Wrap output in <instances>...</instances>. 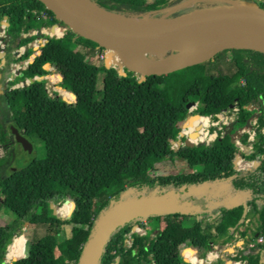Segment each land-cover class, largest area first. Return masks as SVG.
<instances>
[{"label":"trees","instance_id":"1","mask_svg":"<svg viewBox=\"0 0 264 264\" xmlns=\"http://www.w3.org/2000/svg\"><path fill=\"white\" fill-rule=\"evenodd\" d=\"M91 1L128 16L154 11L159 16L163 10L185 2L174 15L221 4L219 0ZM230 1H255L264 7L261 0ZM3 20L6 24L0 39L6 49L0 71L10 62H26L16 78L31 83L13 91L0 83V91L6 92L0 94V115L31 143L40 141L41 150L39 157L0 177V205L16 216L13 224L0 226V264H5L7 248V259H16L7 264H76L94 217L120 192L133 189V194H146L204 182L226 183L223 194L215 195L216 201L235 194L244 199L247 211L232 203L216 220L215 232L221 237L233 234L249 214L254 215L255 234L246 239V244L248 240L253 244L234 258L245 264H264V53L224 49L183 70L142 79L126 68L125 75H120L116 66L106 67L99 57L106 49L67 28L40 0H0V28ZM47 21L65 30L59 37L45 35L49 49L39 53L31 45L37 38L31 30ZM50 29L61 34L56 24ZM20 48L19 55L13 56ZM223 58H227V67ZM48 67L64 75V89H75L76 96L65 91L64 99L77 104L64 101L57 93L49 94L44 75ZM100 73L102 87L98 89ZM58 77L56 73L49 75L52 81ZM188 102L195 108L186 111ZM233 103L238 107L233 130L257 116L252 148L242 153L254 162L250 169L239 171L228 162V156L238 148L222 139L192 147H170L179 135V120L185 113L188 119L182 120L183 133H190L207 125L208 119L203 116L214 117ZM204 136L197 133L189 141H201ZM241 141L247 142V133ZM0 142L4 147L11 143L1 125ZM175 159L184 161L186 170L155 174L157 165L162 167L163 161ZM9 160L0 158V168ZM64 199L66 204L60 210L67 216L75 215L63 219L50 204ZM217 209L219 206L195 214L164 213L133 219L111 234L98 264L199 263L212 242L204 232V222L207 217L214 218ZM24 222L34 227V246L25 237L18 242ZM135 225L144 234L135 235L127 246L126 235ZM67 227L79 231L68 235ZM246 233L245 227L241 237ZM194 240L200 248L199 258L192 253L197 250ZM136 248L141 250L140 255H136ZM181 251L190 262L183 259Z\"/></svg>","mask_w":264,"mask_h":264},{"label":"water","instance_id":"2","mask_svg":"<svg viewBox=\"0 0 264 264\" xmlns=\"http://www.w3.org/2000/svg\"><path fill=\"white\" fill-rule=\"evenodd\" d=\"M40 1L67 28L104 47L107 50L104 65L111 66L108 60L114 57L116 62L113 66L117 67L120 75H125L124 68L137 73L142 79L150 74H170L207 60L224 49H251L264 53V7L255 1L219 0L221 4L173 16H157L155 11L128 16L100 7L91 0ZM261 2L264 4V0ZM5 49L4 44L0 45L1 65L5 63ZM157 50H161V54L154 53ZM140 51L155 58L145 56L147 59L141 60L135 56V52ZM41 77L36 79L40 80ZM193 104L188 102L186 111ZM10 128L15 140L25 150L31 151V142L17 128L12 125ZM196 134V131H192L188 136ZM179 135L182 133L179 132ZM184 145L192 147L194 143L184 139ZM208 187L209 183L204 182L146 194H133V189L120 192L94 217L76 264H98L111 234L133 219L164 213L195 214L204 210L205 206L197 195ZM50 207L53 208L52 204ZM28 240L34 246L33 240ZM236 245H232L229 251ZM31 254L33 252L23 257ZM261 261L264 262V259ZM216 263L228 264L213 261V264Z\"/></svg>","mask_w":264,"mask_h":264},{"label":"rangeland","instance_id":"3","mask_svg":"<svg viewBox=\"0 0 264 264\" xmlns=\"http://www.w3.org/2000/svg\"><path fill=\"white\" fill-rule=\"evenodd\" d=\"M187 3L188 2H185V3H182L181 5L173 6L170 9H165L162 11V15L173 16L176 12H178V9H180V7H182L183 5H185ZM52 24H56L61 29V34L64 32L65 27L60 26L58 23H55L53 21H47V22L41 23V24L37 25L36 27H34V29H32L31 32H34L35 35H37V38L31 42V45L35 49L36 52H39V53L45 52L49 49L45 35H49V36L54 35L56 37L61 35V34L53 33L51 31L50 27ZM1 29H2V26H1ZM1 35H2V33L0 30V38H1ZM21 50H22V48L18 49L17 53H14L13 56L19 55ZM103 54H104V58H105L106 55H105V53H103ZM145 56L147 58H150V59L155 58L154 55H151L148 53ZM223 61H224V67H227V63H225V61H227V58H223ZM111 64L114 65L113 63H111ZM24 66H25V62H23L21 64L17 63V62H10L8 66L4 67L3 72L0 71V75H1L0 80L2 79L1 81H2L4 88H10L11 91L16 90V89H24L31 83V80H29V79L19 81L16 78V76L19 75V74H17V72L19 71V73H20V70ZM52 73H56L59 75L57 80H54V81L50 80L49 75ZM44 75L46 76L45 77V80H46L45 81V87H46L47 91L49 92V94L52 95L53 93H57L58 96H62L64 98L66 96L65 91H67V92L72 91L75 96L77 95V92L75 91V89L71 88V89L66 90L63 88V86H61V83L63 82V77H62L61 73L57 72L53 67H48L47 72ZM44 75H42V76H44ZM9 76H12V78L8 79ZM9 80H13V83L10 84ZM97 87H98V89H101V87H102V74L101 73L98 75ZM66 102L77 104L73 100H67ZM215 120H216V117L210 121H215ZM210 121L208 122V124H210ZM147 123H148V121H147ZM0 125H1L2 129L8 133L9 139L11 141V143L7 147H4L2 145V143L0 142V158H2V157H9L10 158L9 162L6 163L2 168H0V177H3L7 173H9L10 171H13L15 169L23 167L31 159L39 157L40 156V150H41V142L40 141H34L33 143H31L32 144V150L27 151L22 147V145L19 142H17L15 140L14 135L10 132V130H9L10 121L9 120L3 121L1 115H0ZM202 128H203V130H202L203 133L208 130V134L206 136H204L203 141H208L209 139L214 137V131H213L214 126H210V127L205 126ZM232 131L237 132V134L239 132L238 129L237 130L230 129L229 125H228L227 127L222 126L221 130H217L216 134H217V137L222 139L225 144L230 145L228 141L230 139L229 134H231ZM232 135H234V134H232ZM10 154H12V156ZM157 167H158L157 168L158 170L155 172V174L161 175V176L170 175V174H177V173H181L182 171L186 170L185 162L180 161V160H176V159L175 160H165L162 162V167H160V165H157ZM218 185H224V182L217 184V186ZM1 199H2V197H0V202H1ZM65 200L66 199L59 201L55 204L51 203L53 206V209L55 211V214L58 215L59 217L63 218V219L75 215V214H73V215L67 216L63 211L60 210V208L66 204ZM72 200H75V199H72ZM222 202L223 201H221V204H223V206H225V202L224 203H222ZM239 202H240L239 206H241V203H244L242 200H240ZM224 208L226 209V207H224ZM218 213H219V210H215V217L214 218H212V219L206 218L205 219L204 224L207 226V228L204 230V232L206 234L210 235V238L212 240L211 249L213 251H215V252L217 251L219 253V250L226 251V250L230 249V247L232 246V242H233V240H235L237 238L239 231L238 232L236 231L233 234H228L227 236H222V237L220 235H218L215 232V228H214V226L216 224V220L219 217ZM15 221H16V216L13 213H11L10 211H8L6 208H4L3 206L0 205V226L11 225ZM20 222H22V221L19 219L18 223L20 224ZM244 227L247 228L250 237H252L255 234L256 218L254 217V215L249 214L247 216L245 223L240 226V228H244ZM134 228H137V226L136 225L133 226V229ZM78 231L79 230L73 229V227H67L66 228V234H68V235H72L74 233H77ZM20 232L21 233L18 236H22L23 238L25 237L26 240L31 239V237L33 235H35L34 227L29 225V223H26V222L21 224ZM39 233H40V230L37 232L36 235H38ZM136 235H138V233H136ZM15 237H17V236H15ZM14 238H13V240H14ZM249 242H252V241L248 240L247 243H249ZM195 243H196V241H195ZM182 249H183V247H182ZM7 251H8V249H7ZM7 251H6V254H7ZM134 251H135L136 255H140L142 253L141 250L138 248H136ZM182 251H181V254H182L183 259L186 262H190V261H187L185 259ZM223 258H226V257L224 256ZM12 260H15V259H7V257H5L4 263L7 264ZM139 260H140V258H139ZM235 260H237V259L233 258L232 260L228 259L227 261L233 262ZM240 263H243V261L240 260ZM196 264H198V263L196 262Z\"/></svg>","mask_w":264,"mask_h":264},{"label":"built area","instance_id":"4","mask_svg":"<svg viewBox=\"0 0 264 264\" xmlns=\"http://www.w3.org/2000/svg\"><path fill=\"white\" fill-rule=\"evenodd\" d=\"M1 26H2V29L0 28V30H1V33H2V35H1V37H2L4 35V26H5L4 20L2 21V25ZM31 33L35 34L34 32H31ZM62 35H63V33L60 36H62ZM3 44L4 43L0 39V45H3ZM103 53H105V55H106L107 54V50H104L99 55L100 59H102V60H104V54ZM192 106H193V108H195V104H193ZM237 110H238V107L236 106L235 103H233V104H231L229 106L228 109L223 110L220 113H217L214 117L203 116V115H201V114L198 113V115H201L203 117H206L208 119V122L210 120H212L213 118L216 117V120L215 121H210V124L207 123V125H205V126H208V127L214 126V129H213V131H214V137L211 138V139H209L208 141L201 140V141H196V142H192L191 141V142L194 143V145H197V144L203 143V142L204 143H208V142L214 140L215 138H218L216 132H217V130H221L222 126L227 127L229 125V128L231 126L230 129H233L232 128V124H233L235 118L237 117L236 116ZM184 117L185 118H188V116L186 115V113H185V116ZM185 118H182V119L179 120V125H180V128H181L180 132L182 133V135H178V137L176 138V140H174V141L171 142L170 147L172 149H178L179 146L184 145V139L189 140L188 133H183L184 126H183V121L182 120L185 119ZM256 123H257V116H251L248 119V123L246 125L238 128V131H239L238 134L239 135L237 134V132H233V131L231 132V134H229V136H230L229 137L230 138L229 141H232L233 142V144H232V143H230L228 141L229 144L231 146L235 147V148H238V150L233 151L228 156V162L231 163L233 165V167L236 168L239 171L248 170V169L251 168V166L253 164V161L245 158L242 155V153H248L251 150V148H252L251 141L253 140V134H254L253 125H255ZM205 126H202V127H205ZM202 127H200L199 130L197 129L196 132L202 134L203 133L202 132V130H203ZM262 132L264 133V128H262ZM243 133H247V142L246 143H243L241 141V136L243 135ZM204 134L206 136L208 134V130L206 132H204ZM232 134H234V135H232ZM218 139H220V138H218ZM223 209L225 210V208H223ZM136 233H138V235H143L144 234V231L139 226H137V228H134V229L132 228L127 233V235H126L125 241H126L127 246H129L131 244V242H132L133 238L135 237ZM258 240H261V237H259ZM247 244L250 247V246H252L253 243L252 242H249ZM195 246H196V244H195ZM211 250L212 249H210L209 250L210 252L208 251L206 253L205 257H203V258H199L197 256V250L196 251H193L192 253H193V255H195L196 257H198L199 260H201V262L199 261L200 264H213V261H225L228 264H243V263H240V261H233V262H231V261H227V260H219V257H218L219 254H218V252L217 251L215 252L213 250L211 251ZM190 263L196 264V262H190ZM114 264H116V263H114ZM216 264H219V263H216Z\"/></svg>","mask_w":264,"mask_h":264},{"label":"flooded vegetation","instance_id":"5","mask_svg":"<svg viewBox=\"0 0 264 264\" xmlns=\"http://www.w3.org/2000/svg\"><path fill=\"white\" fill-rule=\"evenodd\" d=\"M217 184H219V183H210L208 188H206L199 195H197V197L202 200V204L205 206V208L206 207L213 208V207L219 206V209H217V210H219L218 216H220L223 213H226L223 211L224 207L228 208L234 202L235 203L237 202L238 204H240V202H239L240 200H242L244 202V203H241V206L244 208V204H246V202L238 194H235L233 196H226V197H223L222 199H220V201H216L214 199L215 195H222L223 190L226 187V183H224V185H218V186H217ZM221 201H223L222 203L225 202V206H223V204H221ZM247 208L248 207L246 204V208H244V211H247ZM213 217H215V212L213 213ZM207 218H210V217H207ZM244 229H245V227L239 228L238 230H236L237 232L238 231L239 232H238L237 238L235 240H233L232 245H234V244H238V245L234 246L233 250H231V251H229V249H228V251L227 250L226 251L219 250V253H218L219 254V256H218L219 260H228V259L232 260L234 257H236L238 255V253L240 251H244V250L248 249L249 246H248V244H246V239L249 236L248 230L246 233V237H241V235H240L241 231H243ZM211 247H212V244H211ZM224 256L226 258H223ZM235 261H240V259H237ZM245 263H246V261H243V264H245Z\"/></svg>","mask_w":264,"mask_h":264},{"label":"bare ground","instance_id":"6","mask_svg":"<svg viewBox=\"0 0 264 264\" xmlns=\"http://www.w3.org/2000/svg\"><path fill=\"white\" fill-rule=\"evenodd\" d=\"M154 53H158V54H161V50H157V51H154ZM135 56L141 60H146L147 58L145 57V55L143 54V52H135ZM110 63H113L115 64L116 62V59L114 57H110L109 60H108ZM23 239V237H21V239L18 241L20 242L21 240ZM17 249V247H16Z\"/></svg>","mask_w":264,"mask_h":264},{"label":"crops","instance_id":"7","mask_svg":"<svg viewBox=\"0 0 264 264\" xmlns=\"http://www.w3.org/2000/svg\"><path fill=\"white\" fill-rule=\"evenodd\" d=\"M0 77H1V75H0ZM1 80H0V83L2 82ZM196 246H197V253H198L200 251V248L198 247L197 243H196Z\"/></svg>","mask_w":264,"mask_h":264}]
</instances>
